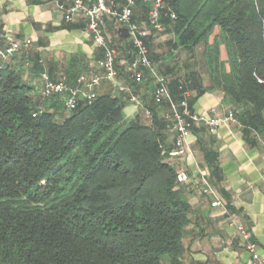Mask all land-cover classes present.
Masks as SVG:
<instances>
[{
	"label": "trees",
	"instance_id": "trees-1",
	"mask_svg": "<svg viewBox=\"0 0 264 264\" xmlns=\"http://www.w3.org/2000/svg\"><path fill=\"white\" fill-rule=\"evenodd\" d=\"M164 4L160 23L174 35L168 45L190 56L182 67L157 66L168 79L172 99L179 102L190 93L193 110L197 98L218 90L245 133L264 136V0ZM136 6L149 20L151 5L137 2L133 22ZM168 9L175 20L165 16ZM118 30L112 40L118 52L115 65L120 74L128 73L120 62L133 61L134 49L127 28ZM151 41L144 39L156 64ZM197 49L205 59L208 89L197 70ZM24 56L35 72H43L30 54ZM4 66L0 264H176L184 252L191 185L178 184V170L167 161L174 142L168 147L171 135L162 116L145 106L153 122L144 118L143 110L130 119L125 101L112 94H97L68 111L63 96L43 100L41 94L32 95L24 66ZM137 84L133 80L128 87L134 91ZM152 103L157 104L154 95ZM40 105L42 113L34 117ZM158 106L164 107L163 114L169 109L168 103Z\"/></svg>",
	"mask_w": 264,
	"mask_h": 264
},
{
	"label": "crops",
	"instance_id": "crops-1",
	"mask_svg": "<svg viewBox=\"0 0 264 264\" xmlns=\"http://www.w3.org/2000/svg\"><path fill=\"white\" fill-rule=\"evenodd\" d=\"M71 2L0 0V31L14 39L32 42L29 50H23L10 59L7 66L11 69L24 66V79L31 86L35 98L40 96L46 80L50 78L58 81L66 77L76 86L81 76L92 79L103 75L97 66L101 59L100 49L86 30V20L78 17L73 22L65 21L64 10ZM116 2L115 8L120 10L122 0ZM135 15V23L146 33L144 39L149 41L152 38L151 53L158 68L162 66L167 70L189 62L190 56L184 50L175 51L168 45V41L174 39L172 31L165 32L164 26L162 31L152 29L148 16L142 14L139 6L135 7ZM118 31L112 21L107 22V34L111 40L117 39ZM3 45L0 41V47ZM29 54L32 62H39L43 72L32 69V63L29 64L24 56ZM128 61L123 59L120 65L126 69ZM197 70L203 79V87L211 88L206 67ZM143 73L145 79L135 86L134 93L141 99L143 107L152 108L161 117L164 107L152 103L155 80L148 71L143 70ZM168 77L171 78V74ZM132 83L127 72L119 73L115 82L103 80L96 94H112L122 98L126 103L125 114L132 119L141 114L143 107L132 105L129 95L117 88L119 85L128 87ZM192 96L195 98L196 91ZM216 106L230 108L223 103L220 91L208 90L195 100L192 108L199 114L208 115ZM245 129L240 120L237 124H224L214 132L195 127L187 136V155L168 158L167 161L176 170L185 169L191 176L188 183L191 185L188 186L191 207L189 224L183 241L184 252L176 264H251L250 254L239 246L241 239L238 233L227 224L225 211L212 207L215 196L203 193L199 182L204 177L228 212L235 215L251 233V240L258 246L264 259V136L253 131L246 134ZM173 141V136H168V147ZM166 263L169 264L170 260Z\"/></svg>",
	"mask_w": 264,
	"mask_h": 264
},
{
	"label": "built area",
	"instance_id": "built-area-1",
	"mask_svg": "<svg viewBox=\"0 0 264 264\" xmlns=\"http://www.w3.org/2000/svg\"><path fill=\"white\" fill-rule=\"evenodd\" d=\"M71 5L66 8L65 21L73 22L78 17H82L87 22V32L93 37L96 46L103 51V57L98 61L97 66L103 71L102 76H95L88 79L81 76L72 86L66 77L59 81L46 80L41 91L43 100H47L52 96L58 95L65 98V107L68 111H73L80 101H93L97 94L96 89L103 80L115 82L119 73L116 69L117 50L112 47V40L107 34V22L112 21L119 29L126 27L132 47L134 49V59L127 66L130 78L136 83H141L144 79L143 70L149 72L156 83L154 99L158 105L163 103L169 104V109L162 115V119L166 125L167 132L174 138V149L169 152L170 158H183L187 155L186 146L187 136L195 127H203L210 132L216 131L224 124H237L238 119L236 113L231 108L222 106L213 107L208 115L199 114L192 110L189 104L190 93H186L183 99L175 102L170 94L168 79L161 75L157 65L154 64L149 57V49L144 42L146 33L133 22V8L137 2H144L151 5L149 12V24L152 29L162 31L160 23L161 11L167 9L164 0H124L125 3L120 10L116 9V0H71ZM166 16L172 20L176 19L174 12L167 10ZM0 41L4 43L0 47V72L4 69V65L10 59L15 57L23 50H29L31 40H17L6 36L0 31ZM259 83H263L259 80ZM119 91L129 95V102L136 107H143L141 99L135 95L132 88L119 85ZM222 101L220 102V104ZM143 115L146 120L153 122V114L149 109L142 108ZM43 107L40 105L34 117L41 114ZM191 181L189 172L180 169L177 172L178 184H188ZM199 184L202 185L203 193L214 195L215 201L212 203L213 208H221L227 215L228 226L234 228L238 233L241 241L240 248L247 251L251 257V264H264V259L260 256L258 246L251 240V233L239 221V219L228 212L225 204L218 199L217 194L211 188L207 178L200 179Z\"/></svg>",
	"mask_w": 264,
	"mask_h": 264
},
{
	"label": "rangeland",
	"instance_id": "rangeland-1",
	"mask_svg": "<svg viewBox=\"0 0 264 264\" xmlns=\"http://www.w3.org/2000/svg\"><path fill=\"white\" fill-rule=\"evenodd\" d=\"M212 40V39H211ZM198 51H197V54H196V56H197V60H198V62H199V65H198V67H200V68H202L203 69V67L205 68V65H204V61H203V59H202V54H201V49H197ZM223 58H225V57H223ZM195 62H196V59H195ZM195 62H193V64L195 63Z\"/></svg>",
	"mask_w": 264,
	"mask_h": 264
}]
</instances>
